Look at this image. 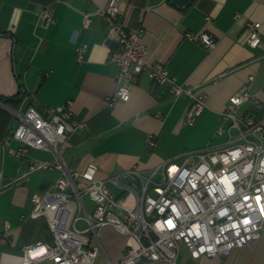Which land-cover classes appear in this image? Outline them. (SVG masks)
Listing matches in <instances>:
<instances>
[{
	"label": "crops",
	"instance_id": "obj_1",
	"mask_svg": "<svg viewBox=\"0 0 264 264\" xmlns=\"http://www.w3.org/2000/svg\"><path fill=\"white\" fill-rule=\"evenodd\" d=\"M107 1L0 0V100L22 92L16 107L0 105V147L7 154L6 143L15 147L11 145L15 140L7 139L17 124L14 112H23L28 106L42 113L48 107L63 108L72 119L84 122L68 136L61 158L68 168L81 169L94 163L99 178L133 166L145 171L182 153L180 143L188 138L180 134L188 127L212 134L202 144L220 143L216 130L227 124L221 121L220 112L229 95L242 86L247 87L250 98L239 112L264 116V0H121L119 22L126 30L142 27L145 59L162 63L179 84L206 95L205 106L192 125L185 122L191 98L171 95L166 86L152 83L145 74L133 80L127 100L106 103L118 71L109 59L112 48L106 43L108 23L96 13ZM46 3H50L53 20L44 26L39 14ZM84 14L89 16L86 25ZM250 20L261 24L257 47L246 43L245 24ZM200 32L212 36V48L186 36ZM78 50L82 53L80 61H76ZM149 133L156 138L153 147L145 142ZM30 150L28 157L14 156L18 162L13 168L0 157V191L10 186H5L7 182L28 173L31 160L44 159L31 156ZM40 170L44 172L38 177L30 180V172L17 183L30 180L32 192L41 191L59 175L56 168ZM20 207L27 215L21 211L16 216L0 199V254L20 255L24 245L49 239L48 233L41 237L33 224L23 229L30 220V196ZM5 223L9 225L7 231ZM110 231L114 234L109 235ZM98 235L102 249L92 264H116L126 236L110 225L100 228ZM240 249L223 257L194 258L181 246L175 264H237Z\"/></svg>",
	"mask_w": 264,
	"mask_h": 264
},
{
	"label": "built area",
	"instance_id": "obj_2",
	"mask_svg": "<svg viewBox=\"0 0 264 264\" xmlns=\"http://www.w3.org/2000/svg\"><path fill=\"white\" fill-rule=\"evenodd\" d=\"M120 2L108 0L96 11L108 23L107 38L117 41L109 55L118 69L115 88L106 103L127 100L133 80L145 74L152 83L166 86L171 95L191 98L185 122L192 125L205 106L206 95L179 84L162 63L145 59L143 29L124 28L118 19ZM39 17L44 26L53 20L48 6ZM88 22L84 14L83 24ZM245 26L246 43L257 47L260 22L250 20ZM186 36L196 37L206 48L215 43L207 32ZM81 59L78 50L76 61ZM249 98L246 86L229 95L220 112L227 124L216 130L217 135H225L220 143L183 151L145 171L133 166L106 178L97 176L94 163L68 168L61 158L68 136L84 122L72 119L63 108L48 107L42 113L28 106L14 112L17 124L7 139L18 145L6 143V151L18 158L28 157L31 148L47 152L48 158L31 160L28 173L56 168L59 175L49 187L30 195L28 218H42L49 239L24 245L20 255L2 252L0 264H92L102 249L99 229L107 225L126 236L116 264L161 260L175 264L181 246L194 258L223 257L250 244L264 225V116L239 112ZM145 142L155 146V135L149 133ZM8 228L5 223L4 229Z\"/></svg>",
	"mask_w": 264,
	"mask_h": 264
},
{
	"label": "rangeland",
	"instance_id": "obj_3",
	"mask_svg": "<svg viewBox=\"0 0 264 264\" xmlns=\"http://www.w3.org/2000/svg\"><path fill=\"white\" fill-rule=\"evenodd\" d=\"M16 121L17 120H15V123H16ZM15 123L13 120V122H12L13 126L15 125ZM180 135L183 138H188L186 143H183V144L180 143V149H181L180 151H189V150H195L196 148H199L202 145H206V144H202V143H204L203 140L205 138H207V140H208V137L212 134L208 133L207 131H204V130H197L194 127H188V129L183 130V132ZM220 138H221V140L225 139V135L220 136ZM181 140H182V138H181ZM15 144H16L15 141L11 143L12 146H16ZM47 154H48L47 152H44L42 150H37V149H32V148L30 150V155L33 157H36V158H45V157L48 158ZM0 157H2V159H5L7 164H9L12 168L16 167L18 159H16V157H14L12 155L7 154L4 151V149L1 147H0ZM42 172H44V170H37L35 172H31L28 177H30V180H31V178L33 176L38 177L39 174ZM30 180L29 181L27 180L24 184L13 183L8 188L6 187L7 191L5 193H3V190L5 191L6 189H3L0 191V199L3 201V203L6 206L11 207L10 211H12V213H15L16 216H18V213L21 211L23 214L27 215L26 211L20 207V204L23 202L24 199L26 200V198L28 196H30V194L33 191V189L31 188V185H30ZM13 189L17 190V192H20V193H18V195L16 194L17 192L14 194ZM11 194H12V199L10 196ZM17 196H19L21 199H19ZM13 199L15 200L14 202H13ZM84 199L88 203V205H91V203L88 201L87 198H84ZM8 221H10V223H11V220H8ZM18 222L19 221H17L16 223H18ZM27 224H31V225L33 224L35 227L38 226V231H39V234L41 235V237L44 235V233H47V230L43 226V223L40 220V218L36 219V220H32V219L27 220V222L24 223V228H23L25 231L28 229ZM99 234L102 236L101 231ZM113 234H114L113 231L109 232V235H113ZM21 237H22V235H21ZM250 244L251 245L248 244V245H245L242 247H238V248H242V249L239 250V252H241V253H240V257H239V262L237 264H264V225H262L259 238H257L256 240H254ZM234 249H237V248H234Z\"/></svg>",
	"mask_w": 264,
	"mask_h": 264
},
{
	"label": "trees",
	"instance_id": "obj_4",
	"mask_svg": "<svg viewBox=\"0 0 264 264\" xmlns=\"http://www.w3.org/2000/svg\"><path fill=\"white\" fill-rule=\"evenodd\" d=\"M49 5H50V3H46V4H44V7H45V6H49ZM21 97H22V92L20 91V92L16 95V97L2 98L1 100H2L5 104H7V105H9V106H12V107L15 106V107H16L17 104L19 103ZM43 226L46 228L45 223H44Z\"/></svg>",
	"mask_w": 264,
	"mask_h": 264
},
{
	"label": "water",
	"instance_id": "obj_5",
	"mask_svg": "<svg viewBox=\"0 0 264 264\" xmlns=\"http://www.w3.org/2000/svg\"><path fill=\"white\" fill-rule=\"evenodd\" d=\"M106 43L113 49L117 47V41L111 38H106ZM0 105H4V102L0 100Z\"/></svg>",
	"mask_w": 264,
	"mask_h": 264
},
{
	"label": "snow or ice",
	"instance_id": "obj_6",
	"mask_svg": "<svg viewBox=\"0 0 264 264\" xmlns=\"http://www.w3.org/2000/svg\"><path fill=\"white\" fill-rule=\"evenodd\" d=\"M248 221H245V223H247Z\"/></svg>",
	"mask_w": 264,
	"mask_h": 264
}]
</instances>
